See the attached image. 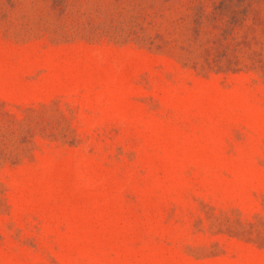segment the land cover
I'll return each mask as SVG.
<instances>
[{
	"label": "rangeland",
	"instance_id": "obj_1",
	"mask_svg": "<svg viewBox=\"0 0 264 264\" xmlns=\"http://www.w3.org/2000/svg\"><path fill=\"white\" fill-rule=\"evenodd\" d=\"M0 264H264V0H0Z\"/></svg>",
	"mask_w": 264,
	"mask_h": 264
}]
</instances>
